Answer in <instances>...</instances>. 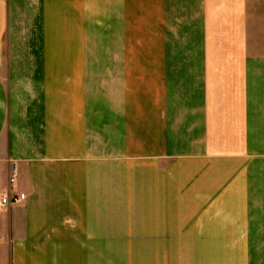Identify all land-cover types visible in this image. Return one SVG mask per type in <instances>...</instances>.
<instances>
[{"label": "crops", "instance_id": "crops-1", "mask_svg": "<svg viewBox=\"0 0 264 264\" xmlns=\"http://www.w3.org/2000/svg\"><path fill=\"white\" fill-rule=\"evenodd\" d=\"M0 264H264V0H0Z\"/></svg>", "mask_w": 264, "mask_h": 264}, {"label": "rangeland", "instance_id": "rangeland-1", "mask_svg": "<svg viewBox=\"0 0 264 264\" xmlns=\"http://www.w3.org/2000/svg\"><path fill=\"white\" fill-rule=\"evenodd\" d=\"M114 189V183H112ZM111 207V208H110ZM115 207V198H109V209L114 210ZM117 215L113 211L109 213L108 220V245L106 248V257H149V248L147 245H121L118 233H120V223L117 220ZM124 228L126 223L123 224ZM173 255L179 257L181 254V249L185 250L184 247H172ZM187 248V247H185ZM191 250V253H187L186 250L182 253L187 255V257H210L213 254V257H226L227 247L220 245L215 247H188ZM104 249V247H103ZM192 249L194 251H192Z\"/></svg>", "mask_w": 264, "mask_h": 264}, {"label": "built area", "instance_id": "built-area-1", "mask_svg": "<svg viewBox=\"0 0 264 264\" xmlns=\"http://www.w3.org/2000/svg\"><path fill=\"white\" fill-rule=\"evenodd\" d=\"M16 171V167H15ZM26 199V195H15V196H5L2 199V206L3 207H10V206H17L20 205Z\"/></svg>", "mask_w": 264, "mask_h": 264}]
</instances>
